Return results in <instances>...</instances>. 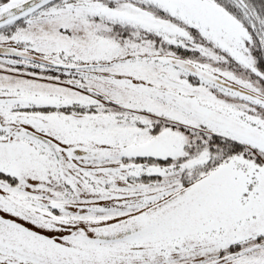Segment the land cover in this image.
Masks as SVG:
<instances>
[{"label": "snow or ice", "instance_id": "obj_1", "mask_svg": "<svg viewBox=\"0 0 264 264\" xmlns=\"http://www.w3.org/2000/svg\"><path fill=\"white\" fill-rule=\"evenodd\" d=\"M0 264H264V0H0Z\"/></svg>", "mask_w": 264, "mask_h": 264}]
</instances>
